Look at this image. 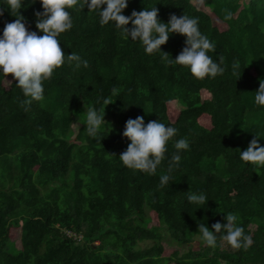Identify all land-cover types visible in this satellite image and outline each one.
Returning a JSON list of instances; mask_svg holds the SVG:
<instances>
[{
  "label": "trees",
  "instance_id": "obj_1",
  "mask_svg": "<svg viewBox=\"0 0 264 264\" xmlns=\"http://www.w3.org/2000/svg\"><path fill=\"white\" fill-rule=\"evenodd\" d=\"M83 5L77 0L69 9L72 27L58 38L65 54L75 51L87 65L59 66L43 82L42 99L30 103L11 73L0 74V264H264V167L256 171L238 149L254 136L264 144V106L253 101L264 78V0H128L125 15L155 6L164 22L172 13L198 18L214 45L208 54L225 69L202 79L166 65L160 51L145 53ZM0 8L2 33L16 16L2 0ZM36 10L41 0H22L26 26L42 34ZM184 41L170 33L161 49L175 58ZM170 103L180 105L174 118ZM92 106L105 110L95 138L79 118ZM138 115L177 129L152 174L118 156L130 142L122 135L125 122ZM181 137L189 147L160 186ZM188 190L208 200L190 204ZM226 213L251 236L247 249L219 236L216 246L198 239L199 223L211 228ZM153 216L156 224L148 226ZM11 228L20 230V247ZM165 243L175 246L168 255Z\"/></svg>",
  "mask_w": 264,
  "mask_h": 264
},
{
  "label": "clouds",
  "instance_id": "obj_2",
  "mask_svg": "<svg viewBox=\"0 0 264 264\" xmlns=\"http://www.w3.org/2000/svg\"><path fill=\"white\" fill-rule=\"evenodd\" d=\"M34 2V0H33ZM16 19L5 22L0 33V74L6 77L11 73L15 84L26 97L25 103L40 100L44 96V81L51 78L53 71L68 63L74 68L81 64L87 65L80 55L71 51L65 54L61 47L59 35L72 27V16L69 11L77 0H41L42 11L36 10V27L42 31L30 30L19 9L22 0H2ZM89 10H95L101 25L113 23L116 29L131 38L138 40L147 54L155 51L162 53L161 59L166 65H182L188 68L196 78L215 77L224 72L220 62L210 56L209 50L214 48L209 38L200 31L198 18L187 14H170L167 22L158 18L157 7H144L133 10L130 15L122 11L128 5V0H84ZM103 6V7H102ZM3 8H0V15ZM230 15V13L228 14ZM129 21L131 26L129 27ZM170 33L185 36L184 46L173 58L161 49V45L169 39ZM222 61V57L220 58ZM239 61H234L232 70L238 72ZM113 87L112 93L117 94ZM253 101L264 106V78H260L259 86L254 92ZM110 101H106V105ZM103 112L95 106L86 109L83 123L90 136L95 138L101 130L104 119ZM177 129L171 124H165L160 119L145 123L143 116L129 117L125 122L122 135L130 141L125 150L119 153L123 165L152 174L166 152L168 141L175 135ZM257 136H260L256 133ZM264 137V136H261ZM176 151L172 154L167 172L159 176V184L163 186L170 181L173 168L179 166L181 150L187 149V138L181 137L174 141ZM239 149L242 161L255 165V170L264 167V144L254 136L243 150ZM257 171V170H256ZM208 197L203 191H187V201L190 204L204 205ZM198 208V207H197ZM236 216L226 213L224 222L216 221L211 228L205 223H199L198 239L208 246H216L217 237L227 242L233 248L247 249L252 244L250 235L245 234L242 226L235 223Z\"/></svg>",
  "mask_w": 264,
  "mask_h": 264
},
{
  "label": "rangeland",
  "instance_id": "obj_3",
  "mask_svg": "<svg viewBox=\"0 0 264 264\" xmlns=\"http://www.w3.org/2000/svg\"><path fill=\"white\" fill-rule=\"evenodd\" d=\"M180 105H176V104H173V103H170L169 105V114L171 116V118H174L177 110L179 109ZM83 113L84 115H81L79 114V118L82 119L84 121V118H85V114H86V108L84 107L83 108ZM84 116V117H83ZM202 122L207 124L208 123V118L206 116L202 117L201 118ZM148 226H151L152 224H156V218L153 216V220L151 219V221H149L148 223ZM166 234V233H165ZM10 236H11V239L14 241V244L16 245V247H20L21 246V242H20V230L19 229H16V228H11L10 229ZM148 241L145 240V241H141L140 244L142 246H146L148 245ZM191 246L193 245L194 247H197V243L196 242H193L192 244H190ZM189 245H184L183 248H187ZM192 246V247H193ZM175 248V246H169L165 243V248H164V254L168 255L172 252V250ZM169 264H174V263H169Z\"/></svg>",
  "mask_w": 264,
  "mask_h": 264
}]
</instances>
